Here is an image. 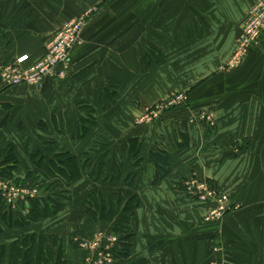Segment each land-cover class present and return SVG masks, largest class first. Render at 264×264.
Wrapping results in <instances>:
<instances>
[{
	"label": "crops",
	"instance_id": "obj_1",
	"mask_svg": "<svg viewBox=\"0 0 264 264\" xmlns=\"http://www.w3.org/2000/svg\"><path fill=\"white\" fill-rule=\"evenodd\" d=\"M254 2L0 0V67L22 54L40 59L64 23L90 13L63 76L47 77L40 87L0 80V148L14 145L17 175L34 168L26 149L36 152L48 140L80 156L105 137L109 167L131 141L140 146L111 181L82 176L71 182L72 198L58 214L23 228L0 220V264H8L10 244L22 234H34L31 264H38L48 234L62 240L66 264H83L87 252L73 244L74 234L90 237L96 227L111 225L86 223L85 196L100 188L108 202L123 187L140 201L131 220V255L114 264L141 258L151 264H264V29L240 66L248 80L218 69L232 55ZM238 82L254 84L233 85ZM176 92H186L189 101L156 122L135 123L146 107ZM86 105L95 122L85 123L88 132L81 135ZM157 150L167 156L164 175L152 154ZM38 173L50 178L45 169ZM192 176L228 198L221 217L204 220L215 202H198L186 191L184 181Z\"/></svg>",
	"mask_w": 264,
	"mask_h": 264
},
{
	"label": "trees",
	"instance_id": "obj_2",
	"mask_svg": "<svg viewBox=\"0 0 264 264\" xmlns=\"http://www.w3.org/2000/svg\"><path fill=\"white\" fill-rule=\"evenodd\" d=\"M83 108L86 112L84 116H81L82 123L84 125L85 123L94 124V109L87 105ZM88 129V125L83 126L81 135H85ZM106 142L105 137L96 138L80 156L72 154L68 149L59 146L52 140L46 141L36 152H31L27 148V156L34 168L28 170L23 177L16 173L19 168V160L14 145L10 143L0 148L1 178L19 186L40 187L38 196L18 203L24 214L17 207L14 210L8 207L0 197V220L6 227L23 228L31 222L54 216L63 210L71 200L72 190L69 187L71 182L82 176H87L93 181H111L115 175L116 167L123 163L125 157L130 154L134 157L138 155L140 148L138 141H135V144L131 141L127 151H120L117 157L113 155L112 160L116 161L117 165L109 167L112 149H106ZM99 151H104L100 157H98ZM152 154L158 161L161 174L164 175L167 171L165 168L167 156L161 154V150L160 152L154 151ZM46 155H52V158L45 161ZM39 169H45L50 178H41L38 173ZM131 178H133L132 173L125 179L127 184L133 183ZM139 201L138 194L133 193L129 187H123L111 193L108 202L100 188L89 192L82 202L88 225L98 226L107 222L111 223L109 231L118 236L115 260L125 259L131 255L135 234L132 230L131 220L135 215ZM3 232L4 227L0 224V235ZM33 245L34 234H22L14 240L10 244L8 264H31ZM4 252L5 246L0 245V258L3 257ZM66 261L62 240L54 234H48L44 240L38 264H66ZM131 264H151V262L146 258H141Z\"/></svg>",
	"mask_w": 264,
	"mask_h": 264
},
{
	"label": "built area",
	"instance_id": "obj_3",
	"mask_svg": "<svg viewBox=\"0 0 264 264\" xmlns=\"http://www.w3.org/2000/svg\"><path fill=\"white\" fill-rule=\"evenodd\" d=\"M88 12L64 23L53 38L46 45L45 52L40 59L30 62L29 55L17 56L11 62L0 67V80L7 86L25 84L30 87H40L47 77L63 76L69 64L70 51L80 42L81 32ZM264 29V0H255L247 12L246 19L238 33L236 46L230 58L224 62L228 68L238 65L253 46L258 45ZM223 68V66H221ZM188 96L185 92H176L163 100L144 109L143 113L135 118V123H152L161 114L172 107L186 104ZM200 117L212 124L211 114L203 113ZM186 191L196 196L200 201H214L205 221L218 218L227 210V197L217 195V190L207 184L191 177L184 181ZM39 189L35 186H19L0 177V197L11 209H15L20 201L38 196ZM79 248L87 251L85 264H114L115 249L118 236L112 232L96 231L92 238L76 237ZM211 264H217L215 262Z\"/></svg>",
	"mask_w": 264,
	"mask_h": 264
},
{
	"label": "rangeland",
	"instance_id": "obj_4",
	"mask_svg": "<svg viewBox=\"0 0 264 264\" xmlns=\"http://www.w3.org/2000/svg\"><path fill=\"white\" fill-rule=\"evenodd\" d=\"M249 10V9H248ZM248 12V11H247ZM90 14V13H89ZM87 15V17H86V19H85V23H84V25H83V28H82V31H83V29H84V26H85V24H86V22H87V20H88V17L90 16V15ZM246 16H247V13H246ZM245 19H246V17H245ZM244 23V22H243ZM242 28V27H241ZM241 31V30H240ZM81 36H82V32H81ZM261 38V37H260ZM260 38H259V43H260ZM80 42H81V38H80ZM79 42V43H80ZM78 43V44H79ZM258 43V44H259ZM77 44V45H78ZM257 46V45H256ZM255 46H253L252 48H254ZM74 48V47H73ZM72 48V49H73ZM251 48V49H252ZM249 53V52H248ZM247 53V54H248ZM247 54H246V56H247ZM23 55V54H22ZM28 55V54H27ZM245 56V57H246ZM244 57V58H245ZM30 58V57H29ZM230 58V57H229ZM228 58V59H229ZM244 58H243V60H244ZM227 59V60H228ZM226 60V61H227ZM31 62V61H30ZM242 63H243V61L241 60V62H239L238 63V65H236L235 67H233V68H228L227 66H225V64L224 63H222V64H220V66H219V71L220 72H231L230 73V76H238V77H240L242 80H245V79H249L250 77H248V76H243V73L241 72L242 71V69L240 68V66L242 65ZM221 66H223V68H221ZM254 79V78H253ZM252 84H254V82H248L247 84H243V83H240V82H238L237 84H233V85H242V86H245V85H249V86H251ZM173 94V93H172ZM171 95V94H170ZM170 95H168V96H170ZM167 96V97H168ZM188 96V95H187ZM161 100H163V99H161ZM161 100H159V101H161ZM159 101H157V102H159ZM156 103V102H155ZM151 106V105H150ZM178 106H181V105H178ZM178 106H175V107H172V108H170V109H167V110H165L162 114H161V116L165 113V112H167V111H169V110H172L173 108H176V107H178ZM207 114H211V113H207ZM161 116L159 117V118H161ZM211 116H212V123H214V121L215 120H213V115L211 114ZM137 117H139V116H137ZM159 118H157L154 122H156V121H158L159 120ZM206 120V119H205ZM153 123V122H152ZM192 177H194V178H196V179H198L197 177H195V176H192ZM199 180V179H198ZM199 181H204V182H206L207 184H209V185H211V186H213L212 184H210L208 181H205V180H199ZM28 187H32V186H28ZM35 187H37L38 189H40V187L39 186H35ZM214 187V186H213ZM215 188V187H214ZM216 189V188H215ZM217 195L218 196H220V195H223V194H221V193H219V191L217 190ZM223 196H225V195H223ZM194 198H195V200H197L198 202H202V201H200L196 196H194ZM227 200H228V198H227ZM227 203H228V207H227V209H229L230 208V206H229V202L227 201ZM227 210H225L219 217H221L225 212H226ZM204 220H205V218H204ZM96 231H103V232H105V233H107V232H110L109 231V229L108 228H103V226H98V227H96V229H95V231L91 234V236L89 237V236H85V235H83V234H74V238H76V237H78L79 236V238H87V239H90V238H92V236L94 235V233L96 232ZM75 242V244H76V246L79 248V246L77 245V243H76V241H74ZM117 247V246H116ZM80 249H82V248H80ZM82 250H84V249H82ZM85 252H87L86 250H84ZM86 256H87V254L85 255V258H84V261H83V264H85L86 263ZM117 261V260H116ZM115 263V262H114ZM216 263V262H215Z\"/></svg>",
	"mask_w": 264,
	"mask_h": 264
}]
</instances>
